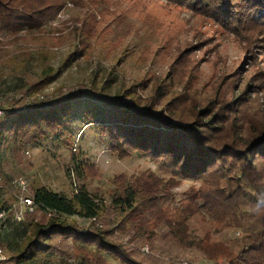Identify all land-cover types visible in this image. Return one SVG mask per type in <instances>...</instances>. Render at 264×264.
<instances>
[{
  "label": "rangeland",
  "instance_id": "374dc122",
  "mask_svg": "<svg viewBox=\"0 0 264 264\" xmlns=\"http://www.w3.org/2000/svg\"><path fill=\"white\" fill-rule=\"evenodd\" d=\"M12 1L25 10L26 5L35 8L45 2L49 6L59 0ZM61 6L41 28L25 27L16 35L0 20V176L4 180L0 209L8 211L0 241L8 264H75L73 241L61 237L35 261L19 263L14 258L28 224L49 218L41 210L26 213L21 197L27 194L15 184L19 179L27 182L30 195L41 185L71 200L86 188L104 208L101 227L113 230L111 239L126 246L143 264H215L198 247L180 245L165 220L183 221L195 242L208 238L214 244L226 243L237 253L241 239L237 235L242 230L222 228L190 200L203 184L150 155L119 157L109 137L88 122L84 103L75 105L76 114L68 119L71 134L59 139L17 140L10 132L8 114L11 108L20 109L33 101L46 104L77 90L120 98L133 89L149 99L160 85L170 86L185 107L200 109L219 95L231 98L244 91L246 110L262 113L264 39L250 48L251 37H244L246 27H234L237 31L231 32L210 16L167 0H63ZM49 73L57 74L56 79L41 91L30 92ZM76 163L86 164L88 177L76 174ZM123 175L133 187L148 190L151 183L155 205L154 210L132 213L127 226L118 228L123 213L112 207L113 192L123 188L117 189L114 180H123ZM137 199L142 200L141 196ZM196 205L203 202L197 200ZM13 206L23 210L22 221L9 212ZM66 216L83 228L91 224L80 214ZM146 246L149 253L144 252ZM104 256L109 264H120Z\"/></svg>",
  "mask_w": 264,
  "mask_h": 264
},
{
  "label": "trees",
  "instance_id": "16d2710c",
  "mask_svg": "<svg viewBox=\"0 0 264 264\" xmlns=\"http://www.w3.org/2000/svg\"><path fill=\"white\" fill-rule=\"evenodd\" d=\"M167 1L210 16L231 32L237 31L234 27H246L248 35L244 37H251L250 48L264 39V0ZM61 3L63 0L47 6L39 2L35 8L26 5L24 10L12 0H0V20L14 35L25 27L32 31L47 23ZM56 77L57 74H47L30 92L41 91ZM243 93L231 98L219 95L200 109L185 107L183 98L176 96L170 86H156L149 99L138 96L133 89L120 98L77 90L46 104L33 101L20 109H9L10 132L17 140L63 138L71 134L67 125L76 114L75 105L84 103L85 117L109 137L114 153L121 158L150 155L166 161L179 175L203 184L204 188L190 199L197 211L213 218L222 228L236 227L243 234L235 253L226 243L214 244L208 238L193 241L181 220L163 221L180 245L198 247L215 264H264V112L247 111ZM76 165V174L82 179L88 177L86 164ZM120 178L123 180L114 181L117 189H123L113 192L112 203L116 211L123 213L118 228L127 226L132 213L154 210L155 205V195L149 190L151 183L147 190L130 185L125 175ZM32 195L38 210L44 206L53 216L33 219L28 224L14 252L19 263L35 261L52 249L55 238L61 237L73 241L75 264H109L105 254L120 264H143L126 246L111 239L113 230H104L92 221L100 220L104 208L86 188L77 191L71 200L41 185L32 189ZM197 200L203 205H196ZM77 214L90 219L91 224L83 228L66 218Z\"/></svg>",
  "mask_w": 264,
  "mask_h": 264
},
{
  "label": "built area",
  "instance_id": "2783aa9c",
  "mask_svg": "<svg viewBox=\"0 0 264 264\" xmlns=\"http://www.w3.org/2000/svg\"><path fill=\"white\" fill-rule=\"evenodd\" d=\"M40 99L42 100L43 98H40ZM2 115H3V113L0 111V118L2 117ZM15 184L21 188L23 194H27L26 196L21 197V201L23 203V207L25 208L26 213L34 214L38 210V208L35 204L33 195H30L27 182L24 179H19L15 182ZM3 185H4L3 177L0 176V189H2ZM11 211H13L15 213V217L17 220L22 221L23 216H24L23 210H18L17 208H15L13 206L10 208L9 212H11ZM41 211L44 212L48 217L53 216V212L44 206H42ZM7 219H8V211L5 209H0V232L6 228ZM92 221L96 222L97 225L99 227H101L99 220L92 219ZM237 236L242 238L243 235L239 232ZM144 252H146V253L150 252L149 246H146L144 248ZM0 264H8V258L6 256V253H5L3 246L1 244V241H0ZM184 264H188V263L185 262Z\"/></svg>",
  "mask_w": 264,
  "mask_h": 264
}]
</instances>
